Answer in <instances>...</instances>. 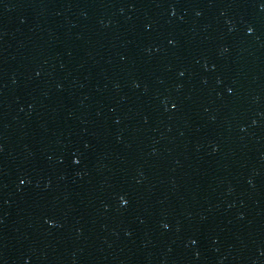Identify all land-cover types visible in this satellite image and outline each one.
<instances>
[{
	"label": "water",
	"instance_id": "water-1",
	"mask_svg": "<svg viewBox=\"0 0 264 264\" xmlns=\"http://www.w3.org/2000/svg\"><path fill=\"white\" fill-rule=\"evenodd\" d=\"M82 2L187 263L264 264V0Z\"/></svg>",
	"mask_w": 264,
	"mask_h": 264
},
{
	"label": "snow or ice",
	"instance_id": "snow-or-ice-1",
	"mask_svg": "<svg viewBox=\"0 0 264 264\" xmlns=\"http://www.w3.org/2000/svg\"><path fill=\"white\" fill-rule=\"evenodd\" d=\"M253 29L251 27L248 28V32L251 33Z\"/></svg>",
	"mask_w": 264,
	"mask_h": 264
}]
</instances>
